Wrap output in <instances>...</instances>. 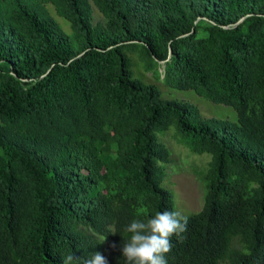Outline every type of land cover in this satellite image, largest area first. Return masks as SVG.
Returning a JSON list of instances; mask_svg holds the SVG:
<instances>
[{
    "label": "trees",
    "instance_id": "1",
    "mask_svg": "<svg viewBox=\"0 0 264 264\" xmlns=\"http://www.w3.org/2000/svg\"><path fill=\"white\" fill-rule=\"evenodd\" d=\"M128 54L235 122L161 98ZM170 126L210 159L167 264H264V0H0V264H127L125 227L173 211Z\"/></svg>",
    "mask_w": 264,
    "mask_h": 264
},
{
    "label": "rangeland",
    "instance_id": "2",
    "mask_svg": "<svg viewBox=\"0 0 264 264\" xmlns=\"http://www.w3.org/2000/svg\"><path fill=\"white\" fill-rule=\"evenodd\" d=\"M92 8L93 22L101 21L100 15ZM53 18L62 29L68 32L67 24L56 17L48 7ZM133 60L130 67L133 78L139 79L146 84H153L160 92V96L166 100L185 102L197 108L203 118H214L235 122L234 111L225 105L213 104L210 101L195 95L192 91H178L163 85L160 79L148 71H145L135 56L128 54ZM160 142L169 154V162L164 165V176L161 187L169 190L173 198V211H179L182 216L188 217L198 212L202 206L204 194L200 175L207 169L209 155L193 154L184 144L185 138L170 126L166 131L156 134Z\"/></svg>",
    "mask_w": 264,
    "mask_h": 264
},
{
    "label": "clouds",
    "instance_id": "3",
    "mask_svg": "<svg viewBox=\"0 0 264 264\" xmlns=\"http://www.w3.org/2000/svg\"><path fill=\"white\" fill-rule=\"evenodd\" d=\"M186 230L187 218L179 211L164 210L144 220L134 219L125 227L130 237L121 246L122 257L127 264H167V254L173 247L171 238L183 239ZM63 264H108V258L99 251L90 253L87 259L71 253L63 258Z\"/></svg>",
    "mask_w": 264,
    "mask_h": 264
},
{
    "label": "water",
    "instance_id": "4",
    "mask_svg": "<svg viewBox=\"0 0 264 264\" xmlns=\"http://www.w3.org/2000/svg\"><path fill=\"white\" fill-rule=\"evenodd\" d=\"M242 20H243V18L239 19V21H238L236 24L240 23ZM160 63H161V62H160Z\"/></svg>",
    "mask_w": 264,
    "mask_h": 264
}]
</instances>
